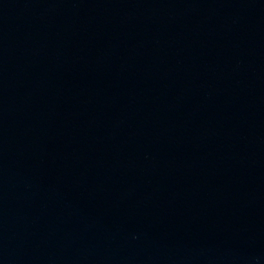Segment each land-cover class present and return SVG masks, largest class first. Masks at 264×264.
I'll return each instance as SVG.
<instances>
[{
    "label": "water",
    "instance_id": "1",
    "mask_svg": "<svg viewBox=\"0 0 264 264\" xmlns=\"http://www.w3.org/2000/svg\"><path fill=\"white\" fill-rule=\"evenodd\" d=\"M0 264H264V0H0Z\"/></svg>",
    "mask_w": 264,
    "mask_h": 264
}]
</instances>
